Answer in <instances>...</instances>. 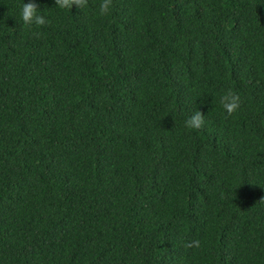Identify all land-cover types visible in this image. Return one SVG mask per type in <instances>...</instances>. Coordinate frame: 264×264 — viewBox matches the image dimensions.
<instances>
[{
    "label": "trees",
    "instance_id": "obj_1",
    "mask_svg": "<svg viewBox=\"0 0 264 264\" xmlns=\"http://www.w3.org/2000/svg\"><path fill=\"white\" fill-rule=\"evenodd\" d=\"M34 2L0 0V264H264V0Z\"/></svg>",
    "mask_w": 264,
    "mask_h": 264
},
{
    "label": "clouds",
    "instance_id": "obj_2",
    "mask_svg": "<svg viewBox=\"0 0 264 264\" xmlns=\"http://www.w3.org/2000/svg\"><path fill=\"white\" fill-rule=\"evenodd\" d=\"M86 3V0H55V5L58 8L65 9L72 7L73 4L77 5L79 8ZM111 0H99L97 15H105L110 7ZM34 0H22L20 7V19L24 25L35 24L37 26L45 25L48 23L46 14L43 13ZM218 102L223 110L227 114L233 113L239 105V98L231 89H228L221 93L218 97ZM204 123L203 113L201 110L193 111L184 120V126L187 129H200ZM193 244L199 245V241H192L186 246H192Z\"/></svg>",
    "mask_w": 264,
    "mask_h": 264
}]
</instances>
